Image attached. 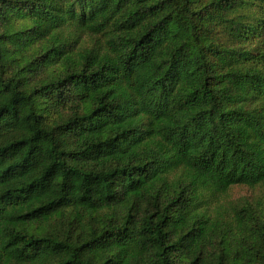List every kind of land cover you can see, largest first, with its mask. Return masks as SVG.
<instances>
[{
	"label": "trees",
	"instance_id": "16d2710c",
	"mask_svg": "<svg viewBox=\"0 0 264 264\" xmlns=\"http://www.w3.org/2000/svg\"><path fill=\"white\" fill-rule=\"evenodd\" d=\"M262 185L264 0H0V264H264Z\"/></svg>",
	"mask_w": 264,
	"mask_h": 264
},
{
	"label": "rangeland",
	"instance_id": "374dc122",
	"mask_svg": "<svg viewBox=\"0 0 264 264\" xmlns=\"http://www.w3.org/2000/svg\"><path fill=\"white\" fill-rule=\"evenodd\" d=\"M80 40L81 42H84L85 45H91L92 42L95 41V38L87 35H81ZM60 70L61 69L59 65H53L45 68L44 71L39 74V77H42L43 79L49 78L48 76H54L60 73ZM220 199L224 203L233 206H240L245 201L254 203L257 199H264V185L258 186L256 188L234 186L225 195L221 196Z\"/></svg>",
	"mask_w": 264,
	"mask_h": 264
}]
</instances>
